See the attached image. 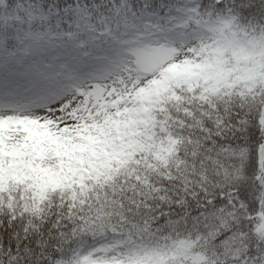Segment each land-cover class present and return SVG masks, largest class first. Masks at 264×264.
I'll return each mask as SVG.
<instances>
[{
  "label": "snow or ice",
  "instance_id": "obj_1",
  "mask_svg": "<svg viewBox=\"0 0 264 264\" xmlns=\"http://www.w3.org/2000/svg\"><path fill=\"white\" fill-rule=\"evenodd\" d=\"M0 264H264V0H0Z\"/></svg>",
  "mask_w": 264,
  "mask_h": 264
}]
</instances>
